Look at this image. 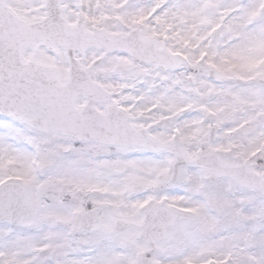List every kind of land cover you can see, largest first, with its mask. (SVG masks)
Returning <instances> with one entry per match:
<instances>
[{"label": "snow or ice", "instance_id": "obj_1", "mask_svg": "<svg viewBox=\"0 0 264 264\" xmlns=\"http://www.w3.org/2000/svg\"><path fill=\"white\" fill-rule=\"evenodd\" d=\"M0 264H264V0H0Z\"/></svg>", "mask_w": 264, "mask_h": 264}]
</instances>
